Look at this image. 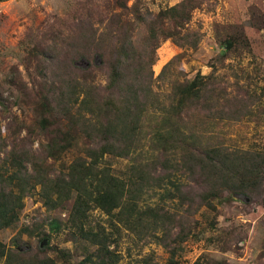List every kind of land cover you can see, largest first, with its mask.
I'll list each match as a JSON object with an SVG mask.
<instances>
[{"label":"rangeland","instance_id":"1","mask_svg":"<svg viewBox=\"0 0 264 264\" xmlns=\"http://www.w3.org/2000/svg\"><path fill=\"white\" fill-rule=\"evenodd\" d=\"M182 1H0V166L6 165V155L13 147L43 156V147L55 131L66 130L65 121L42 127L38 111L44 96L62 87L67 73L64 64L71 57L78 53L88 57L80 58L69 71L74 81L87 83L100 99L117 95L109 84L121 46L132 49L133 60L125 68L128 80L134 82L140 68L136 62L148 46L147 23ZM196 1L198 8L188 28L199 35L198 48L181 49L167 40L150 52L157 61L147 84L149 98L141 118L140 142L128 158L107 157L105 161L123 179L131 176L133 166H143L136 177L147 176L150 187L145 188L140 207L160 205L189 225L187 238L176 245V264H264V185L250 195L224 193L221 201L214 202L215 212L198 204L194 208L187 198L172 201L168 194L175 186L165 179L166 169L172 172L183 155L169 153L177 161L163 167L166 156L158 150L154 135L172 102V87L193 81L197 74L213 76L215 89L207 104L190 113L192 121L190 117L178 121L181 128L196 132L210 148L224 146L235 154L264 153V0ZM227 41L233 43L231 49ZM101 52L106 59L99 58ZM149 69L144 67V71ZM72 134L76 136L74 146L60 161L51 160L45 166L50 174L67 170L86 158L88 148L96 147L78 128ZM172 180L188 186L193 183L185 164ZM66 208H71L70 202ZM94 217L108 223L99 211ZM67 218L63 209H47L37 186L24 198L18 221L0 230V241L25 257L48 256L63 262L60 251L69 252L71 262L76 263L94 248L74 239L66 227ZM52 220L60 222L61 229H52ZM25 228H37L36 235L45 232L47 236L30 237L23 233ZM182 232L178 222L166 230L159 226L129 229L121 224L113 235V248L120 256L119 264H168L165 237L175 239ZM43 240L47 244L41 247Z\"/></svg>","mask_w":264,"mask_h":264},{"label":"trees","instance_id":"2","mask_svg":"<svg viewBox=\"0 0 264 264\" xmlns=\"http://www.w3.org/2000/svg\"><path fill=\"white\" fill-rule=\"evenodd\" d=\"M197 8L196 0H183L161 10L147 23L148 46L136 62L140 68L137 69L134 82L128 80L125 68L126 63V67H129L133 60L132 49L121 46L111 70L109 87L117 92L113 97L100 99L87 83L79 84L70 77L69 71L75 68L74 63L80 58L88 59L86 54L78 53L64 64L67 73L62 87L44 96L38 112L42 127L65 121L66 130L55 131L43 147L41 157L14 147L7 153L4 161L6 165L3 168L0 166V230L12 227L18 221L24 198L40 186L47 209L66 211V227L74 239L88 244L94 250L76 263L71 262L69 252L60 251L63 262H59L48 256L25 257L0 241V264H119L120 256L113 248V235L121 224L129 229L159 226L166 230L169 225L178 222L183 231L181 236L175 239L165 237V246L170 251L168 264H176V245L187 238L186 231H191L189 225L177 220V215L168 209H160V205L140 207L145 188L150 187L147 176L141 174L136 177L143 166H133L131 176L123 179L112 173L105 159L128 158L136 149L137 141L140 142L141 118L149 98L147 84L153 77L151 67L157 61L150 52L157 51L167 40L181 49L198 48L201 39L194 32L190 33L188 28ZM183 31L186 33L183 34ZM226 44L229 49L233 47L230 41ZM98 55L100 59H106L104 53ZM172 62L163 68V73ZM146 66L150 68L148 72L144 71ZM212 78L197 74L193 81L172 87V102L169 109L164 111L162 127L154 139L158 150L166 156L163 167L167 168V165L177 161L169 153L181 152L183 155L182 160L172 167V172L166 169L165 179L175 186L174 191H168L172 201L174 197H180L181 200L187 198L194 208L198 204L215 212L217 208L214 202L221 201L224 193L250 195L264 185V153L235 154L224 146L210 148L200 142L196 132H185L188 129L185 126L184 130L181 128L178 121H185L189 117L192 121L190 113L210 101L211 91L215 89L212 88ZM242 104L246 105L245 102ZM76 128L96 147L88 148L86 158L73 162L67 170L50 174L45 166L48 161H60L74 146L76 136L72 132ZM184 164L193 179L191 186L172 180L182 172ZM196 187L201 189L198 191ZM184 189L189 191L185 192ZM69 202L70 209L66 208ZM95 211L104 215L108 223L95 219ZM50 226L52 229H61L60 222L55 220L50 222ZM36 231L37 228H25L23 233L39 239L47 236L45 232L36 235ZM206 264L225 263L215 261Z\"/></svg>","mask_w":264,"mask_h":264},{"label":"water","instance_id":"3","mask_svg":"<svg viewBox=\"0 0 264 264\" xmlns=\"http://www.w3.org/2000/svg\"><path fill=\"white\" fill-rule=\"evenodd\" d=\"M46 244H47V241L44 240L43 243H42V245H41V247H44Z\"/></svg>","mask_w":264,"mask_h":264}]
</instances>
